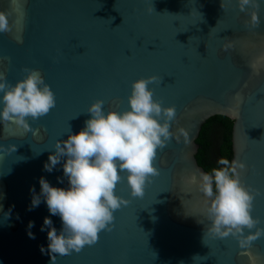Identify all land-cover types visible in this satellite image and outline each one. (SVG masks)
Wrapping results in <instances>:
<instances>
[{
	"label": "water",
	"instance_id": "water-1",
	"mask_svg": "<svg viewBox=\"0 0 264 264\" xmlns=\"http://www.w3.org/2000/svg\"><path fill=\"white\" fill-rule=\"evenodd\" d=\"M258 2L241 11L238 0H222L223 7L221 0H0L11 25L0 33V72L15 83L25 69H38L56 97L47 114L28 118L35 135L0 124V264H50L40 228L51 214L43 200L29 206L41 176L67 186L62 161L44 169L55 140L66 138L69 126L82 128L97 98L105 111L127 108L131 82L152 74L160 77L149 85L154 98L176 106L170 130L183 127L189 141L172 137L157 149L158 174L140 196L131 195L123 172L115 191L129 202L114 211L111 228L79 252L56 254L55 264H264V235L241 247L231 234L207 232V198L195 179L207 171L196 156L203 124L229 116L233 159L245 165L240 180L254 192L252 215L264 228V0ZM51 219L59 230V216Z\"/></svg>",
	"mask_w": 264,
	"mask_h": 264
},
{
	"label": "clouds",
	"instance_id": "clouds-1",
	"mask_svg": "<svg viewBox=\"0 0 264 264\" xmlns=\"http://www.w3.org/2000/svg\"><path fill=\"white\" fill-rule=\"evenodd\" d=\"M258 3V0H238L241 11L246 5ZM250 22L258 25L257 11L250 13ZM9 31L8 13L0 10V33ZM252 67L255 70L257 65L253 63ZM159 79L152 74L133 80L128 107L122 110L105 111L103 99L93 100L83 127L73 132L69 126L66 138L55 140L54 151L49 153L44 169L51 172L62 161L67 186L53 185L41 176L39 193L34 186L30 188L29 206V210L38 207L43 200L51 214L43 218L40 228L47 230V248L41 245L40 249L50 255V264H55L56 254L79 252L84 245L94 243L101 230L111 228L114 211L129 202L115 191L117 183L124 179L123 172L131 195L140 196L150 174H158L154 164L157 149H162L172 137L179 142L182 135L184 142L189 141V133L183 127L176 133L170 130V122L176 119V106L163 105L154 98L149 85ZM55 104V93L38 69H25V75L15 83L0 72V124L14 123L35 135L38 129L31 127L28 118L38 119ZM10 148L14 151L16 146ZM217 163L222 167L202 171L195 178L207 198L204 207L210 221L207 232L218 237L231 234L241 247H248L264 235V228L256 227L259 218L252 215L254 192L240 180L238 168L245 165L243 161L230 162L225 157H220ZM52 215L60 218L59 230ZM34 226L35 221L29 220L28 235L33 239ZM254 227L255 231L245 232Z\"/></svg>",
	"mask_w": 264,
	"mask_h": 264
},
{
	"label": "trees",
	"instance_id": "trees-1",
	"mask_svg": "<svg viewBox=\"0 0 264 264\" xmlns=\"http://www.w3.org/2000/svg\"><path fill=\"white\" fill-rule=\"evenodd\" d=\"M233 124L234 120L225 115L210 117L201 129L197 138L199 150L197 160L208 172L213 168L222 167L217 163L220 157L233 160Z\"/></svg>",
	"mask_w": 264,
	"mask_h": 264
},
{
	"label": "snow or ice",
	"instance_id": "snow-or-ice-1",
	"mask_svg": "<svg viewBox=\"0 0 264 264\" xmlns=\"http://www.w3.org/2000/svg\"><path fill=\"white\" fill-rule=\"evenodd\" d=\"M161 84H163L162 81H161Z\"/></svg>",
	"mask_w": 264,
	"mask_h": 264
}]
</instances>
